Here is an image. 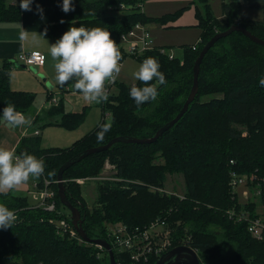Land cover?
<instances>
[{
	"label": "trees",
	"instance_id": "1",
	"mask_svg": "<svg viewBox=\"0 0 264 264\" xmlns=\"http://www.w3.org/2000/svg\"><path fill=\"white\" fill-rule=\"evenodd\" d=\"M144 1L72 0L74 11L64 13L62 0H33L32 11H22L20 0H0V20L19 21L24 13H37L39 6L48 18L43 34L54 41L70 27L83 25L109 31L118 43L122 33L137 22L147 23L153 19L165 22L186 9L184 6L173 14L150 17L140 9L139 4ZM192 4L202 29V40L196 50L188 47L182 57L175 59L161 54L158 49L138 56L142 61L145 57L156 59L165 74L167 82L158 86L159 96L155 101L137 107L129 95L132 85L121 83L118 93L106 102V109L102 108L104 118L100 124L70 146L43 148L40 134L32 132L21 136L15 153L27 152L44 161L45 172L37 180L36 188L42 189L44 179H50L57 209L47 211L37 203L32 204L27 195L14 191L0 194V204L13 210L17 217L12 227L0 229V264H108L109 257H99L95 246L62 235L49 221V218L71 216L63 211L67 207L58 192V169L75 154L106 144L114 137H151L180 112L193 84L194 62L200 51L217 32L239 22L242 7L240 0L223 3L225 16L219 18L209 0H192ZM257 7L264 10V5ZM240 24L264 39V18L240 20ZM119 51L122 60L129 56ZM261 76H264V45L252 41L241 31H234L219 39L206 53L200 66L199 92L195 100L181 119L156 141L116 142L109 149L93 153L69 167L64 172L67 196L80 207L88 235L109 240L107 226L110 223L143 226L168 216L172 246L185 244L181 239H187L201 259L210 264H264V237L253 236L248 220L238 218L245 212L249 217L258 216L257 202L249 204L240 200L229 183L231 170L254 177L250 179L255 182L264 181ZM74 83L59 85V89L62 93L74 91ZM135 85L143 87L139 81ZM34 99L27 91L12 88L9 77L0 76V111L11 104L19 112H28ZM63 101L58 106H49L47 116L61 109ZM86 109L85 106L81 112L64 113L61 124L76 128L86 117ZM105 122H111V131L106 133L103 143H97L96 134ZM106 160L115 166L116 172L96 182L97 197L93 208L89 209L83 186L74 178L90 180V176L101 172ZM49 172L53 174L51 177ZM170 174L182 175L185 198L152 190L164 188ZM256 201L264 202V194ZM156 260L152 258L146 264H155Z\"/></svg>",
	"mask_w": 264,
	"mask_h": 264
},
{
	"label": "clouds",
	"instance_id": "2",
	"mask_svg": "<svg viewBox=\"0 0 264 264\" xmlns=\"http://www.w3.org/2000/svg\"><path fill=\"white\" fill-rule=\"evenodd\" d=\"M32 3L33 0H20L19 7L22 11H32ZM62 11H74L72 0H62ZM37 13L43 17L42 7H37ZM26 37V32L20 34L21 40ZM48 52L54 61L55 84L63 87L75 81L72 87L85 102L100 104L108 101V85L116 81L122 70V57L109 31L101 27L72 26L50 45ZM10 63H15V60L10 59ZM132 75L143 85L138 87L133 84L130 88L129 95L137 107L155 101L159 96L158 86L167 82L159 62L152 57L145 58ZM259 84L264 87V76L259 78ZM0 123L15 129L30 126L32 121L8 104L0 111ZM111 128V122L100 125L96 134L97 143L104 142ZM44 172V161L35 155L27 152L17 155L13 150L0 147V194L7 195L19 190L21 185L32 178L39 180ZM52 175L48 173L49 177ZM16 219L13 210L0 204V229L12 227Z\"/></svg>",
	"mask_w": 264,
	"mask_h": 264
},
{
	"label": "built area",
	"instance_id": "3",
	"mask_svg": "<svg viewBox=\"0 0 264 264\" xmlns=\"http://www.w3.org/2000/svg\"><path fill=\"white\" fill-rule=\"evenodd\" d=\"M143 3L139 4V6L142 7V10H144ZM237 24H240V20ZM201 40L202 39L199 38L196 43H193L188 47H190L192 50H196ZM117 47L123 54L129 56L138 57L142 56L148 50L158 49L161 54L167 56L170 59H175L178 57L173 52L171 47L154 44V40L151 37L149 31L145 28L144 22H137L132 28L122 33L120 40L117 43ZM17 60L20 61V63H25L27 66L37 67L43 66L46 63L47 55L45 52L40 50L21 52L17 57ZM122 62L123 60L121 59L120 63L122 64ZM116 83L117 79L116 81L108 85V90L110 92L109 97L112 95V88L114 85H116ZM65 94L61 96L56 95V97L53 96L50 99V103L58 104L62 96H64ZM100 105L102 106L103 110L106 109V103H100ZM33 133L38 134L39 131L34 130ZM23 134L27 133L24 132ZM230 176V187L232 188L234 193L239 195L240 200L242 199L244 201H249L250 197L256 200L258 196H263L264 185H262V183H264V181L255 182L254 179H250L254 177H250L249 175L244 173H239L236 170H231ZM88 179L89 178H77V181L80 183H84ZM50 184V180L45 178L44 186L42 187V189L38 190L39 196L37 205L47 211L54 212L57 209V205L55 199V191L50 187ZM251 189H253V191H251ZM152 190H158L161 192H166L168 194H177L178 196H180V198H185L183 194H179L175 191H169L165 187H156ZM252 194H254V196ZM262 203L264 206V202ZM238 218H245L248 220V229L253 236L258 239H262L264 237V208L258 209V216L256 217H249L245 212L240 213V215H238ZM49 221L62 235L67 234L71 238L78 239V242L85 241L82 237H80L78 231L74 227L71 216L50 218ZM107 236L109 240L107 238L106 239L111 244V247L115 253L117 264H146L152 258H157L158 260L166 251L174 247L172 246L174 241L171 236V227L168 222V216L157 218L143 226L128 225L124 222L110 223L107 226ZM88 244H92L93 246H95V248H97V255L99 257H102L104 255H108L109 257L108 250L105 249L103 245L97 243ZM185 244L189 245L187 239L185 240ZM192 248L196 250L199 255L198 250L194 247ZM200 260L202 264H210L209 262L203 261L201 257Z\"/></svg>",
	"mask_w": 264,
	"mask_h": 264
},
{
	"label": "rangeland",
	"instance_id": "4",
	"mask_svg": "<svg viewBox=\"0 0 264 264\" xmlns=\"http://www.w3.org/2000/svg\"><path fill=\"white\" fill-rule=\"evenodd\" d=\"M229 1L230 0H209L212 11L217 17L223 12V9H222L223 3H226ZM183 2L184 0H146L144 2L143 9H144V12L148 15H151L154 17H157V16L161 17L171 12H176L180 10L183 7ZM140 9L142 10L141 6H140ZM239 15H243L246 18H248V14H246V12L244 11H240ZM193 17H194V14L192 12H186V13L181 12L177 18L169 19V20H172V23L168 22L165 25L163 22L153 19V20L148 21L147 23H144V25H145V28L149 31L151 37L153 38L155 45H160V46H165V47H169L168 45H170L173 52L177 56L182 57L183 53L188 48V46H182V45L196 43L202 32V29L200 26L192 25ZM244 21H248V20H244ZM49 58H48L49 60L48 69L46 70H43L42 67H35L37 69V72H35L32 68H30V66L17 67L19 70V75L15 76L13 78L14 80L12 81V84L14 87H19L18 88L19 90L27 91L28 93L35 96V99L33 101V106H32L34 109H40L44 107L46 104H48V101L53 96L54 97H56V95L61 96L67 93V92L62 93L63 92L62 90H60L61 92L56 93L59 90V85L55 84L54 82V79H53L54 78V68H53L54 61L51 59L50 56ZM141 63H142V60H140L137 56H126L123 59L122 70H121L119 77L117 78L116 85H114L112 88V95L118 93V84L123 83V84H126L127 86H131L136 83L137 80L133 78L132 73L138 69ZM41 74L48 77V80L55 87L52 90L51 98H49V94L47 95L48 87L46 86L44 81L40 79V77H42ZM62 99L60 100V102L62 101ZM60 102L56 105L58 106ZM91 105L92 106H89V108L87 109L86 118H84L82 122L76 126V128H69L66 126L63 127L62 125H54V124L46 125L45 118L43 119L41 114H37L36 112H34L33 108L30 109L28 112H23V111L21 112L26 117L30 118L32 122L38 121V124H40L42 130H45L49 126H50L49 128L51 129L54 128L53 126L57 128H61L60 130L54 132V134H52L51 137L46 136V139L44 140L42 139L43 134L39 136L40 144L43 148H47L51 146H62L63 147V145L65 144L62 138L65 137V130L69 131L71 129L70 132L78 134L79 135L78 137H83L87 133L93 131L103 120L104 117H103V111L101 108L102 106H100L99 104H94V103L93 104L91 103ZM49 106H53V104L49 102ZM39 120H41V122ZM106 120L109 121L110 118H106ZM23 127L24 129L21 127L22 128L21 130L28 134L29 133L28 127L26 126H23ZM38 131H39L38 134H40V130ZM245 131L244 133L246 134L248 131L247 130ZM114 167H115L114 165H112L108 160H106L101 172L97 176H90V180H86L84 183H80L77 181V178H85V177H75L74 178V181L76 180L75 182L77 184L83 186V194H84V197L86 198V203L88 204L89 209L93 208L94 202L97 197L96 182L99 180H102L101 179L102 177L112 176L116 172ZM75 169H77V167H75L74 170ZM96 177H99V178H96ZM50 182L52 181L50 180ZM165 188L169 191H175V192H178L179 194H183L185 186H184V179L182 175L180 174L168 175L165 181ZM251 191H253V189H251ZM251 191H250V194H251ZM35 193H36V197L30 200L32 203H38L39 194L37 191ZM252 195L254 196V194ZM253 202H257L256 209L264 208L262 202L256 201L250 197L248 203L251 204ZM63 211L64 213L70 214L69 208H64ZM80 237L82 236L80 235ZM181 241L185 242V239L182 238ZM6 264H10V263L8 262Z\"/></svg>",
	"mask_w": 264,
	"mask_h": 264
},
{
	"label": "crops",
	"instance_id": "5",
	"mask_svg": "<svg viewBox=\"0 0 264 264\" xmlns=\"http://www.w3.org/2000/svg\"><path fill=\"white\" fill-rule=\"evenodd\" d=\"M240 1L242 4L240 11L246 12V14H248V18H246L243 15H239V18H240L239 20H243V21L244 20H262L264 18V10L262 8L257 7L258 5H264V0H240ZM191 2L192 0H184L183 7L186 6V9H184L182 12L183 13L192 12L194 14L192 25H198L199 21L196 17L195 6L194 4L190 5ZM173 13L175 12H171L169 14H173ZM148 16L154 17L151 15H148ZM224 16L225 15L222 12L218 17L222 18ZM157 17H160V16H157ZM47 22H48L47 15L43 14V17H41V15L38 13H24L21 20L19 21H1L0 20V76L9 77L12 88L16 90H19L18 89L19 87H14L12 84V81L14 80L13 78L15 76L19 75V70L17 67H22V66L17 65V63H19L18 61H16L15 63H10V59L16 60V58L19 56L21 52H30L33 50H40L46 53L47 60L43 66H37V67H42L43 70L48 69V62L50 60L49 58L50 54L48 52V49L50 45L54 43L55 41L49 37L44 36L43 34V27ZM168 22L172 23V20L165 21L163 23L166 25ZM22 32L27 33V37L24 40H21L20 38V34ZM200 37H201V34H200ZM189 45L191 44H185L182 46H189ZM9 73H12V74L9 75ZM40 79L44 81V83L48 87L47 95L52 93V90L55 87L48 80V77L46 76L45 78L40 77ZM59 92H61L60 89L56 93H59ZM63 100L64 101H63L62 108L59 109L57 112H51L53 114H50L49 116H47V114L50 108L49 107L50 100L48 101V104H46L44 107L40 109H34L33 107L32 108H33V111H35L37 114H41L43 119L45 118L46 125H53V124L62 125L61 120H62V116L64 113L81 112L83 111L85 106L87 107V109L89 108V106H92L91 103L85 102L82 99L80 93L76 91L67 92L64 95ZM41 120L39 121L41 122ZM32 123L33 124H31L30 126H26L28 127L29 133H32L34 132V130L38 129L40 130V135L43 134V138H42L43 140L46 139V136L51 137V135L54 134V132L61 129L55 126H53L54 127L53 129H51L49 128L50 127L49 126L45 130H42L40 124H38V121L32 122ZM62 126L65 127L64 125ZM22 128L24 129V127ZM22 128L18 127L15 129H11V128L6 127L4 124L0 123V147L13 150L15 152L16 146L18 145L21 136L24 135L23 134L24 132L21 130ZM70 130L69 131L65 130V137L62 138L65 144L63 145V147L70 146L75 140L80 138L78 137L79 136L78 134L72 133L70 132ZM51 147H54V146H51ZM36 184H37V179L32 178L27 183L21 185L19 190H15L14 192L18 194L21 193L23 195H27L28 198L32 200V198L36 197V193H35L37 190L35 186ZM37 192L39 191L37 190Z\"/></svg>",
	"mask_w": 264,
	"mask_h": 264
},
{
	"label": "water",
	"instance_id": "6",
	"mask_svg": "<svg viewBox=\"0 0 264 264\" xmlns=\"http://www.w3.org/2000/svg\"><path fill=\"white\" fill-rule=\"evenodd\" d=\"M234 31H241L250 38L252 41L264 45V39L259 37L258 35L254 34L251 30H249L246 26L242 24H232L228 29L217 32L210 40L206 42L202 50L200 51L198 57L196 58L194 62L193 67V84L190 89V92L184 102V105L180 112L170 121H168L166 124H164L162 127H160L155 135L151 137H138V136H132V135H120L117 137L112 138L109 142L106 144H102L99 146L87 148L74 156H72L70 159L66 160L58 169L57 174V182H58V192L60 196L61 202L70 210V215L72 218V223L74 224V227L82 238L88 242V243H97L100 245H103L105 249L108 250L109 258H108V264H117V259L115 256V253L111 247V244L107 241L104 237H97L92 238L88 235L85 228L83 227V218L82 213L80 210V207L73 204V202L68 198L67 192H66V186L64 182V172L74 165L75 163L81 161L83 158L99 152L106 149H109L114 143L116 142H127V143H151L156 141L165 131L170 129L176 122H178L183 114L188 110L189 105L195 100L198 92H199V73H200V66L203 61L204 56L209 51L210 48L213 47V45L221 38L226 37L233 33ZM17 65L26 67L27 65L25 63H17ZM35 72L37 69L32 66L31 67ZM43 78H45L44 75L41 74ZM155 264H202L200 257L196 250H194L192 247L186 244L176 245L173 248L166 251L156 262Z\"/></svg>",
	"mask_w": 264,
	"mask_h": 264
}]
</instances>
